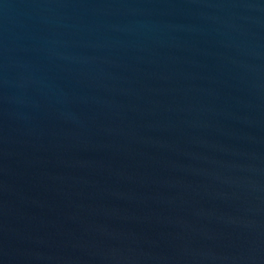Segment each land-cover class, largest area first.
Masks as SVG:
<instances>
[{
    "label": "water",
    "instance_id": "1",
    "mask_svg": "<svg viewBox=\"0 0 264 264\" xmlns=\"http://www.w3.org/2000/svg\"><path fill=\"white\" fill-rule=\"evenodd\" d=\"M0 264H264V0H0Z\"/></svg>",
    "mask_w": 264,
    "mask_h": 264
}]
</instances>
